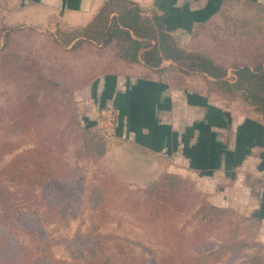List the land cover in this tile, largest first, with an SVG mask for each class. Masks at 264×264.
Wrapping results in <instances>:
<instances>
[{
    "label": "trees",
    "instance_id": "16d2710c",
    "mask_svg": "<svg viewBox=\"0 0 264 264\" xmlns=\"http://www.w3.org/2000/svg\"><path fill=\"white\" fill-rule=\"evenodd\" d=\"M258 10L264 14V5L255 1L241 3L240 11L251 12L241 19L239 10L234 17L230 15L233 10L225 7L218 15L225 19V37L220 33L222 27L210 30L213 21H209L195 29L190 44L183 48L163 16L147 15L131 0H106L86 26L73 27L76 29L64 35L62 42L70 52L95 46L103 51L105 60L100 73L82 77L73 73L70 79H57L41 73L35 64L25 66L27 80H32L24 95L25 103L4 125L8 136L17 141L0 140V264H72L54 257L55 245L67 249L74 261L85 260L86 264H158L133 250L123 251L120 256L110 254V244L117 240L113 234L78 232L72 238H54L47 231L46 224L62 216L64 202L107 219V205L115 189H119L122 205L136 224L151 227L154 237L169 250L161 264H221L225 256L240 257L253 248L259 253L245 264H264L259 255L262 245L244 236L247 227L241 229L245 221L259 229L262 218L245 217L231 208L211 204L196 191L192 180L168 172L143 187H122L113 173L110 180L100 179L88 189L74 186L60 167H52L62 163L57 149L68 145V136L64 132L51 135L45 130L49 116L70 111L69 101L76 90L99 77L127 73L140 64L167 75L178 86L185 85L187 78L201 77L208 95L242 100L254 109L264 126V15H258ZM1 28L4 36L0 37V52L5 54L9 47L7 33L12 29ZM59 28L62 26L56 31ZM223 41L227 44L224 53L220 46ZM166 61L171 64L164 67ZM229 71L235 79L229 77ZM74 124L85 138L87 156L102 159L107 142L93 125L83 126L78 118ZM32 135L34 145L26 148V137ZM8 156L11 159L4 162ZM26 174L36 179L40 195L13 191L8 185L7 180L13 176ZM245 181L254 197L264 191V176L247 174ZM192 199L195 203L190 210L187 205ZM188 227L193 231L189 232ZM219 230L225 237L209 243L210 235Z\"/></svg>",
    "mask_w": 264,
    "mask_h": 264
},
{
    "label": "crops",
    "instance_id": "0c3cea01",
    "mask_svg": "<svg viewBox=\"0 0 264 264\" xmlns=\"http://www.w3.org/2000/svg\"><path fill=\"white\" fill-rule=\"evenodd\" d=\"M105 1L0 0V22L8 28L83 27ZM131 1L147 15L163 16L183 48L199 25L216 19L229 3L264 5V0ZM68 16L75 22L69 23ZM77 99L82 122L95 128L102 110L114 108L115 136L109 139L106 156H119L121 167L137 177L138 186L165 172L190 177L200 188L209 184L219 189L210 196L214 205L260 217L264 226V191L254 197L245 181L247 174L264 175V126L258 117L221 104L206 93L202 81L195 87L178 86L143 64L99 77L79 91Z\"/></svg>",
    "mask_w": 264,
    "mask_h": 264
},
{
    "label": "rangeland",
    "instance_id": "374dc122",
    "mask_svg": "<svg viewBox=\"0 0 264 264\" xmlns=\"http://www.w3.org/2000/svg\"><path fill=\"white\" fill-rule=\"evenodd\" d=\"M227 7L233 10L230 15L237 17L240 13L241 19L244 18V15H249L251 13L248 11H240L241 4L235 2L229 3ZM31 14L34 15L33 13ZM14 15L19 17V13H14ZM258 15L264 14L258 10ZM68 17L69 23L75 22L74 17ZM212 21L213 24L211 25L210 30L215 29L216 26L217 28L222 27L220 33L225 37L228 32L224 24L225 19L218 16ZM238 22L239 21L236 22V25H238ZM2 25V22H0V31L2 30ZM67 25L62 26V28H59L57 31L56 29L46 30L16 27L10 28L12 31L7 33L10 35L8 39L9 47L6 52H4L5 54L0 52V140L11 138L17 141L16 138L11 137L10 135L8 136L4 125L9 121L10 117L15 116L16 113L14 114V112L18 106L25 103L24 95L29 89L28 85L32 83V80H27L29 76L25 73V66L35 64L36 68L40 70L41 73L43 72L45 75L52 78L57 77V79H62V77L70 79L73 73L76 76L82 77L86 73H89V75H95L102 71L105 57L102 55L103 51L98 50V47L95 46L90 49L85 47L79 52H70L63 47L64 45L62 42L64 41V35L67 36L76 29ZM216 31H218V29ZM3 36L4 34L0 33V37ZM199 39H201V35L199 36ZM259 40L260 39L258 38V42ZM190 42L191 40L188 45ZM220 46L222 53H224V49L227 46L225 41L220 43ZM9 53L12 55H9ZM176 77L179 78V75ZM229 77L235 79L232 71H229ZM201 81L203 83L201 77L186 79V83H191L193 87L197 86L198 83L201 84ZM83 89H78L74 92L73 100L69 101L71 107L69 112L65 114L54 113L46 120V133L53 135L55 132H58V134L61 135L64 132L68 136V145H62L57 149L63 157L62 163L59 165L57 163V165H52V167H60V171H64V173L68 174L67 176H69L70 182L74 186L83 185L86 189L89 188L90 184H97L100 179L110 180L113 174L119 183L116 182L122 187L124 185H131L133 188L140 187L135 182L137 177L121 167L122 161L119 156L110 155L109 158H107L106 154L110 140L106 139L96 128L95 131L107 142L106 154L102 159L87 156L88 154L84 141L85 138L81 131L77 130V127L74 124L76 118H78L81 125L87 126V124L82 122V114L77 99L78 92ZM210 96L214 97L218 102L225 106H232L244 114H251L260 118L254 109L242 102V100L224 99L218 95ZM34 135L26 137V148L33 147L34 143L32 140ZM57 138H60L59 135ZM63 142L65 144L64 140ZM10 159L11 156L4 158V162H8ZM13 177L14 178L7 180L8 185L13 191L32 192L36 195H40L41 188L37 184L35 178H30L27 174L26 177L16 175ZM182 177L192 180L196 186V191L202 196V198L213 204L210 201V196L213 195V193H219L218 188H209V184L203 185L200 188L197 181L190 177ZM118 190L119 189L114 190V195L107 205V219H103V216L100 213H94L89 210H84L83 208L72 207L64 204V202L61 207V210L63 211L62 216L58 218L56 222L46 224L47 231L51 233L54 238H72L78 232L88 233L97 231L106 234H113L117 237V240L115 241L116 243L113 242L115 243L114 245L110 244V254L120 256V253L123 251L133 250L139 254H143L148 262L156 261V263L161 264L168 256L169 250L154 237L153 229L151 227H141L136 224L137 222L134 221L132 216L123 207ZM192 203H195V200L192 199L189 201L187 209H192ZM262 203H264V200H262ZM231 209L238 214L245 216V214L240 213L236 209ZM251 225L255 224L245 221L241 225V229L247 227L244 236L248 240L255 241L262 245L259 255L262 257L264 263V226L261 224L260 228L256 229V227L251 228ZM188 231L192 232L193 228L188 227ZM224 237L225 234L223 231H215L210 235L209 243L218 242ZM52 252L54 257L58 260H66L72 264L87 263L85 260L74 261L71 253L62 245H55L52 248ZM256 253H259L258 249L253 248L242 254L240 257L233 258L231 255H227L223 258L221 264H245L251 257H254Z\"/></svg>",
    "mask_w": 264,
    "mask_h": 264
},
{
    "label": "built area",
    "instance_id": "2783aa9c",
    "mask_svg": "<svg viewBox=\"0 0 264 264\" xmlns=\"http://www.w3.org/2000/svg\"><path fill=\"white\" fill-rule=\"evenodd\" d=\"M115 121L116 114L114 108H105L102 110L101 117L97 121L96 129L106 139H112L115 136Z\"/></svg>",
    "mask_w": 264,
    "mask_h": 264
}]
</instances>
